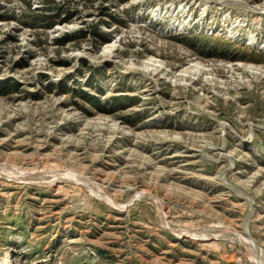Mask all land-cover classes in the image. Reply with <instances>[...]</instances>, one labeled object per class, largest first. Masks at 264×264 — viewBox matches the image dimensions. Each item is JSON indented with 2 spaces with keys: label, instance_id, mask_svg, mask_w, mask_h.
Returning a JSON list of instances; mask_svg holds the SVG:
<instances>
[{
  "label": "rangeland",
  "instance_id": "obj_1",
  "mask_svg": "<svg viewBox=\"0 0 264 264\" xmlns=\"http://www.w3.org/2000/svg\"><path fill=\"white\" fill-rule=\"evenodd\" d=\"M261 263L264 0H0V264Z\"/></svg>",
  "mask_w": 264,
  "mask_h": 264
},
{
  "label": "bare ground",
  "instance_id": "obj_2",
  "mask_svg": "<svg viewBox=\"0 0 264 264\" xmlns=\"http://www.w3.org/2000/svg\"><path fill=\"white\" fill-rule=\"evenodd\" d=\"M113 47H114V46H113ZM152 70H153V69H152ZM187 70H188V69H187ZM163 72H164V71H163ZM59 178H60V177H59ZM51 183H52V182H51ZM101 190H102V189H101ZM99 193H100V192H99ZM101 197H102V196H101ZM104 199H105V198H104ZM108 201H109V200H108ZM114 205H115V203H114ZM115 206H116V205H115ZM117 206H118V205H117ZM160 206H161V205H160ZM161 208H162V207H161ZM183 233H184V232H183ZM183 233H182V234H183ZM188 233H189V232H188ZM244 233H245V232H244ZM182 234H181V235H182ZM240 239H241V238H240ZM242 239H243V238H242ZM245 243H246V242H245ZM256 257H257V256H256ZM259 262H260V261H259ZM262 263H263V262H262ZM262 263H261V264H262Z\"/></svg>",
  "mask_w": 264,
  "mask_h": 264
}]
</instances>
